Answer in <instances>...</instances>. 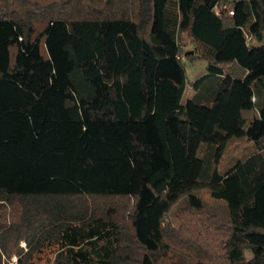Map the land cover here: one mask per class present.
<instances>
[{
    "label": "trees",
    "instance_id": "1",
    "mask_svg": "<svg viewBox=\"0 0 264 264\" xmlns=\"http://www.w3.org/2000/svg\"><path fill=\"white\" fill-rule=\"evenodd\" d=\"M182 197L188 264L264 263V0H0V264H158Z\"/></svg>",
    "mask_w": 264,
    "mask_h": 264
},
{
    "label": "rangeland",
    "instance_id": "2",
    "mask_svg": "<svg viewBox=\"0 0 264 264\" xmlns=\"http://www.w3.org/2000/svg\"><path fill=\"white\" fill-rule=\"evenodd\" d=\"M214 3V1H213ZM216 8V3L214 5ZM179 39L183 47V59L192 51L191 56H195L196 52L201 49L198 43L193 39V37L188 32H183L179 34ZM187 58L186 61H189ZM207 60L202 58H195L187 66V76L188 80L194 81L195 79L204 75L207 71ZM193 95V89L189 83L186 92L183 96V103L191 98ZM254 141H248L244 138H233L230 140L228 147L225 151V156L221 164L219 165V170L223 171L225 165H230L237 158L245 156V154L253 151ZM206 202V212L207 210L221 212V203L213 199L207 189H200L197 192ZM101 207L108 206V202L105 200L100 202ZM121 209H123V205ZM203 213L196 212L193 208L187 205L186 197H182L172 208L170 216H168L169 223L172 225V234L167 237V242L169 244V251L165 257L159 260L158 264H188L193 262L192 251L190 249V244L197 236L198 220ZM25 246V242H22ZM48 255V254H47ZM47 257V256H46ZM49 258L45 260V264H53L54 254H49ZM16 260V257H13ZM264 264V263H263Z\"/></svg>",
    "mask_w": 264,
    "mask_h": 264
},
{
    "label": "built area",
    "instance_id": "3",
    "mask_svg": "<svg viewBox=\"0 0 264 264\" xmlns=\"http://www.w3.org/2000/svg\"><path fill=\"white\" fill-rule=\"evenodd\" d=\"M222 7L223 8H227V5H223ZM229 12H230V14H233L234 13V11H232V10H229Z\"/></svg>",
    "mask_w": 264,
    "mask_h": 264
},
{
    "label": "water",
    "instance_id": "4",
    "mask_svg": "<svg viewBox=\"0 0 264 264\" xmlns=\"http://www.w3.org/2000/svg\"><path fill=\"white\" fill-rule=\"evenodd\" d=\"M190 53H193L192 51Z\"/></svg>",
    "mask_w": 264,
    "mask_h": 264
}]
</instances>
